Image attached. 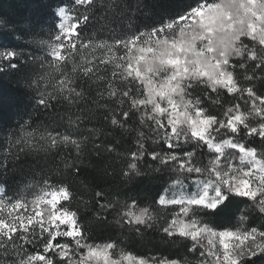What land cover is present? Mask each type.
Listing matches in <instances>:
<instances>
[{
    "label": "snow or ice",
    "instance_id": "1",
    "mask_svg": "<svg viewBox=\"0 0 264 264\" xmlns=\"http://www.w3.org/2000/svg\"><path fill=\"white\" fill-rule=\"evenodd\" d=\"M127 13L123 0H67L55 9L49 39L28 23L24 34L43 55L0 49V73L37 68L28 87L65 125L25 121L6 138L5 175L9 163L38 153L59 157L63 170L45 173L30 198L0 184V264H264V223L251 222L253 214L264 221V93L257 87L264 84V0H192L144 28ZM0 24L24 32L18 22ZM96 118L125 131L135 120L147 131L136 129L134 150L120 153L117 144L95 142L99 129L87 125ZM89 140L97 157H124L125 178L141 174L145 157L172 173L155 206L96 191L94 218L115 213L117 224L137 233L163 219L159 230L186 241L192 259L137 257L115 241H92L69 206L70 185L52 179L62 171L79 177ZM232 200L245 205L239 224L213 225L209 217Z\"/></svg>",
    "mask_w": 264,
    "mask_h": 264
},
{
    "label": "trees",
    "instance_id": "2",
    "mask_svg": "<svg viewBox=\"0 0 264 264\" xmlns=\"http://www.w3.org/2000/svg\"><path fill=\"white\" fill-rule=\"evenodd\" d=\"M62 2L67 3V0H0V22L9 20L18 22L19 28L24 29V32L13 33L0 24V49L36 50L30 43L33 36L24 34L28 31V23L33 26L35 33L39 34L38 38L49 39V34L56 32L58 20L54 12L57 5ZM191 2L192 0H123V4L127 5L129 10L124 19L128 14H132L135 27H149L159 23L162 18L167 19L182 13ZM36 51L43 55V51ZM35 71L37 68L30 66L19 72L0 73V159H3L2 152L8 134L18 132L25 121L36 127L52 124L55 120L56 123L52 126L64 130L65 125L57 116L38 106L35 90L28 87V82ZM257 87L264 93V84L257 83ZM92 95L95 96L94 91ZM210 109L213 114L221 115L222 109L211 106ZM57 111L63 113L64 109L57 107ZM129 124L132 130L125 131L113 128L102 118H96L87 127L99 129L96 143L117 144L120 153H127L134 150L136 129L147 131L141 128L138 121H129ZM83 135L90 134L84 131ZM92 143V140L87 142L79 177L73 176L70 171H62L61 175L52 177L54 181L70 185L74 198L69 206L79 212L81 224L88 231L92 241L98 244L115 241L137 257H168L183 260L187 256L192 259L187 251L186 241L179 238L170 239L159 230L163 219H160L155 227L142 228L137 233L127 225L117 224L115 213H108L105 221H97L94 218L97 211L94 195L96 191H103L110 200L118 198L123 202L135 199L141 205L155 206V200L167 187L172 173L145 157L138 162L141 174L133 175L130 179L125 178L122 175V169L126 167L124 157L115 154L97 157L89 151ZM146 146L149 150L159 147ZM57 167L63 170L60 158L53 154L23 155L14 165L8 164L7 175L0 170V183L9 192L23 191L25 195H31L33 190L38 189L35 186L40 184L44 174ZM29 184H32L34 189L27 188ZM84 201H89L87 207ZM244 207L245 205L238 200L226 202L209 217V221L218 228H235L239 224L240 210ZM158 215L163 217L166 214L158 210ZM251 222L257 225L264 223L255 214L252 215ZM257 264L262 262L257 260Z\"/></svg>",
    "mask_w": 264,
    "mask_h": 264
},
{
    "label": "rangeland",
    "instance_id": "3",
    "mask_svg": "<svg viewBox=\"0 0 264 264\" xmlns=\"http://www.w3.org/2000/svg\"><path fill=\"white\" fill-rule=\"evenodd\" d=\"M59 22V21H58ZM58 22H57V24H58ZM1 184V183H0ZM37 191H38V189H37ZM27 196H29V198L31 197V195H27Z\"/></svg>",
    "mask_w": 264,
    "mask_h": 264
}]
</instances>
